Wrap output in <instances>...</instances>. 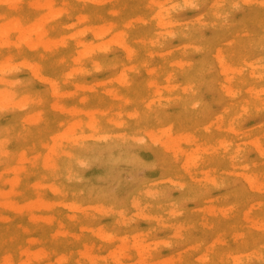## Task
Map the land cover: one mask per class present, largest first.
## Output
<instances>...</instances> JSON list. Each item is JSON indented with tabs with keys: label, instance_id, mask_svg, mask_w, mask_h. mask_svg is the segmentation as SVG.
I'll return each mask as SVG.
<instances>
[{
	"label": "rangeland",
	"instance_id": "1",
	"mask_svg": "<svg viewBox=\"0 0 264 264\" xmlns=\"http://www.w3.org/2000/svg\"><path fill=\"white\" fill-rule=\"evenodd\" d=\"M5 263L264 264V0H0Z\"/></svg>",
	"mask_w": 264,
	"mask_h": 264
},
{
	"label": "bare ground",
	"instance_id": "2",
	"mask_svg": "<svg viewBox=\"0 0 264 264\" xmlns=\"http://www.w3.org/2000/svg\"><path fill=\"white\" fill-rule=\"evenodd\" d=\"M219 53H221V52L219 51ZM219 55H220V54H219ZM221 56H223L222 53H221ZM221 61H222V60H221ZM222 63H223V62H222ZM222 63H221V64H222ZM224 65H225V64H224ZM224 65H223V66H224ZM223 69H224V68H223ZM225 69H226V68H225ZM225 69H224V70H225ZM226 71L229 72L228 70H226ZM226 71H225V72H226ZM233 71H234V70H233ZM233 71H232V73H233ZM247 104H248V103H247ZM5 264H8V263H5Z\"/></svg>",
	"mask_w": 264,
	"mask_h": 264
}]
</instances>
